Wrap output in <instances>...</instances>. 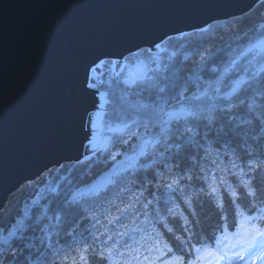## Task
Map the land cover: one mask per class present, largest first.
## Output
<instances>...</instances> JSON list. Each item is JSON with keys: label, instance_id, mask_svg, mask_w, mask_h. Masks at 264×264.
Returning a JSON list of instances; mask_svg holds the SVG:
<instances>
[{"label": "trees", "instance_id": "16d2710c", "mask_svg": "<svg viewBox=\"0 0 264 264\" xmlns=\"http://www.w3.org/2000/svg\"><path fill=\"white\" fill-rule=\"evenodd\" d=\"M262 35L264 0L238 17L212 22L205 34L197 29L167 37L162 42L167 46L162 54L170 58L171 51L178 52L179 43L176 45V42L183 38L186 44L180 52L191 50L201 53L200 55L205 53V60L215 53L221 58L220 62L223 64L219 66L224 70L225 65L232 62V59H227L221 53L222 47L235 45L242 50L245 42L248 45ZM254 55L247 58L241 56L240 63L246 60V64L242 65V74L245 68H253L250 67V62L254 60ZM259 55L255 57V64L264 60V55ZM126 58L147 61L153 59V56L152 51L142 48L128 54ZM190 64L191 62L186 66ZM161 81L162 79L152 82L149 90L153 86L152 89L158 92L162 87ZM122 83L115 82L110 88L103 87L107 90L103 115L105 127L130 122L134 125L133 121L143 125L142 118L149 120V127L158 123L152 117L153 108L158 105L156 99L126 96L127 85L123 81ZM261 86L264 87V84L258 85ZM258 87L250 94H247L250 89H244V92L239 90L228 102L219 101L217 104H225L224 109H215L212 103L214 100L216 102L212 95H218L220 99L225 97L223 88L210 91L211 94L207 92L208 98L203 97L197 99L198 101L192 99L194 92L186 91L184 86L182 89H174L168 96L179 99V94L182 93L185 98L182 103L185 106H198L202 109L199 114L201 118L189 125L197 134L186 133L180 137L174 127L168 133L169 136L165 135L158 139L159 142L150 145L149 151L141 155L140 160L112 175L111 181L106 187L100 188L98 195L92 187L79 196H73L72 191L78 186L100 179L105 170L139 144L140 138L125 140L129 129L114 132L104 151L96 150L94 154L92 152L79 161L63 163L35 181L25 184L14 193L0 213V228L5 229L0 233V238L8 234L7 229L10 226L15 233L6 242L0 243V259L4 260V264H72L74 252H67L69 245L74 250L76 241L85 240L99 252L108 236H112L113 240L104 247H111L117 239L123 246L133 236L139 240L142 235L150 234L152 239L139 251V259L141 255L147 256L149 253L155 258L163 255L167 251L163 246L164 242L171 249L181 250V246L189 244L191 240L196 244L214 243L215 239L224 240L231 230H236L240 222L244 221L239 214L241 211L253 216L264 210V191L258 192L254 198L249 197L245 189L239 186L238 179L239 168H246L248 159H254L257 155L264 158V88ZM171 102L174 108L178 107L176 100ZM190 102L191 105L188 104ZM142 104L150 105L149 111L140 108ZM250 105H254L251 111ZM206 106L215 111L210 129L205 127L208 125V112L204 110L207 109ZM144 114L149 116L145 117ZM188 122L193 120L189 119ZM182 127L183 124L181 129ZM156 129L158 126L151 131ZM210 149L217 151V155L211 154ZM249 151L254 153L252 157L247 155ZM113 156L115 159H112ZM177 163L179 168L175 167ZM233 163L237 164V168H232ZM180 175H190L192 179L180 180L178 185H174V191L163 186L170 183L171 178ZM256 175L258 185H264V169ZM221 180L226 183H221ZM213 181L218 191L208 195L206 193ZM228 184L236 188L238 195L235 198L226 190ZM202 188L203 192L200 191ZM188 197H191V203H186ZM120 209L124 211L121 212ZM112 217L119 219L110 224ZM261 224L264 227V223ZM134 229L138 231L133 232ZM117 233L124 235L118 237ZM93 237L99 239L94 240ZM157 240L161 241L158 248L155 247ZM14 248L18 250L15 258L10 252ZM147 248L154 250L149 252ZM187 251H192L189 246ZM66 254L68 260H62ZM88 255L89 264H107L99 256L93 255L91 249ZM128 256L125 253L124 259L127 260ZM139 259H134L132 264H139ZM189 260L191 258H183L182 264Z\"/></svg>", "mask_w": 264, "mask_h": 264}, {"label": "water", "instance_id": "95a60500", "mask_svg": "<svg viewBox=\"0 0 264 264\" xmlns=\"http://www.w3.org/2000/svg\"><path fill=\"white\" fill-rule=\"evenodd\" d=\"M260 1L0 0V213L26 183L87 155L94 90L86 77L94 61L156 51L167 37L238 17ZM136 70L139 77L146 71L142 61L129 70L128 83Z\"/></svg>", "mask_w": 264, "mask_h": 264}, {"label": "snow or ice", "instance_id": "6c2138e0", "mask_svg": "<svg viewBox=\"0 0 264 264\" xmlns=\"http://www.w3.org/2000/svg\"><path fill=\"white\" fill-rule=\"evenodd\" d=\"M156 47H159V45H156ZM254 49L264 50V39H260L256 43L252 44L248 50L252 51ZM103 63L104 62L99 59L97 61H94L93 65L90 66L87 70L88 74L90 75L93 71H98L99 67ZM144 79H148L147 72L144 73ZM133 83H136V81H133ZM86 85L89 88L93 87L92 83L88 82L87 77H86ZM158 91L163 93L165 90L163 88H159ZM236 91H239V88H235L233 94H235ZM202 95L207 96V92H204ZM199 98H200L199 96L192 97V99H199ZM171 99L176 100L178 104H181V107L177 110H166V106L168 108H171L170 102L168 99H162L160 103L155 108H153L152 117L158 121L160 126L159 133H153V136L163 137L164 134L171 127H175L177 129L178 135L180 137H183L186 133L193 135L197 134L194 128L187 124H185L181 129L180 121H188L189 119L192 120L200 119L199 114L202 111V109H200L198 106L192 107V106L183 105L182 101L185 98L182 93L179 94V99L176 96H172ZM139 107L148 108L150 107V105L142 104ZM252 107H254V105L249 106L250 111ZM206 119L208 120V125H205V127H208L210 129L211 117H207ZM133 123H135V121H133ZM92 124H93V117L89 115L88 125L91 127ZM125 127H127V125H125ZM145 129L150 130L148 123L145 124ZM262 130H264V128H262ZM156 142H159V140L157 139ZM86 146L88 147L89 151H93L91 136H89ZM177 147H179V145H177ZM143 154L144 152L143 150H141L140 155ZM247 155L249 157H252L254 153L249 151L247 152ZM112 159H115V156H113ZM246 165H247L246 168L245 167L239 168V177H238L239 186L245 189L249 197L254 198L257 196L258 192L264 191V185H258V177L256 175L258 171L264 169V158L257 155L254 159H248ZM175 167L179 168L180 165L177 163ZM232 168L234 169L237 168V164L233 163ZM233 174L235 175V173ZM182 179L191 180L192 176L180 175L178 177H173L171 178L170 183H166L163 186L167 189L174 191L175 190L174 185H178L179 181ZM221 183H226V181L221 180ZM226 190L230 191L233 198H235L238 195L236 188H234L231 184L227 185ZM99 191L100 189L98 188L95 194L98 195ZM200 191L203 192L204 189L202 188L200 189ZM217 191L218 190L215 187V181H213V183L209 185L208 192L206 194L212 195L217 193ZM193 195H198V193H193ZM233 202H235V199ZM149 203H151V201H149ZM186 203H191V197H188ZM120 211L123 212L124 209H120ZM239 214L244 218V222L241 226V230L233 234L232 236H225L224 240L228 242L223 246H221V241L217 240V247L215 251H210L207 248L201 249L200 247H196V252L198 256L201 253V251H203L204 256L214 257V264H220V261H225L226 264H235V261L232 259V257H236L237 260H244L245 256L251 257L253 255H256L257 257L264 259V227H261L259 224L254 222L257 219L256 216L249 217L242 211ZM259 216L261 219H264V210H262L259 213ZM118 219H119L118 217H112V219L109 220V223L111 224L113 220H118ZM4 231L5 229L0 228V233H3ZM136 231H138V229L133 230V232ZM169 231H172V229L169 228ZM7 232L9 236L15 235V233L12 231L11 226L7 229ZM69 235H71V233H69ZM121 235L124 234L117 233L118 237ZM93 239L94 240L99 239V237H93ZM150 239H152L150 234L142 235L141 239L139 240H137L135 236H133L131 237L130 242H124L123 246H121V241L117 239L111 247H104V245H107L109 241L113 240L112 236H108L107 239L103 241V244L101 246L102 250L99 252H96L95 248L92 247V245H90L87 241L81 240L75 242L76 247L74 250H73V246L69 245L67 248V252H74L72 256V264H89L88 254L90 249L93 255L99 256V258L105 260L107 264H120L121 261L122 264H132V261L134 259L137 260L139 259V251L145 248V245ZM177 239H179V237H177ZM160 243L161 241L157 240L155 242V247L158 248ZM80 245H82V247ZM163 246L167 248L168 252L172 251L171 247H169L166 242H164ZM146 250L151 252L154 249L147 248ZM17 251L18 250H16L15 248L10 250L11 255L14 258L17 256ZM125 253L129 254L127 260L124 259ZM68 258L69 257L66 254L62 257V260L66 261L68 260ZM200 258L202 259V257ZM182 260H183L182 257H175L173 260V264H182ZM0 264H4L3 259H0ZM190 264H196V262L191 261ZM209 264H213V261L210 260Z\"/></svg>", "mask_w": 264, "mask_h": 264}, {"label": "flooded vegetation", "instance_id": "af4514ba", "mask_svg": "<svg viewBox=\"0 0 264 264\" xmlns=\"http://www.w3.org/2000/svg\"><path fill=\"white\" fill-rule=\"evenodd\" d=\"M162 42L159 44L161 47H158V50H152L149 49V51H152V56L153 59H148L147 61L140 59H135V58H130V59H105L102 60L103 62H109V67L101 65V68L99 71H95V76L93 78H90V83L92 85H95L96 88L92 89L95 91V89H98L100 91H105V95L107 96V90L103 89V87L110 86L115 83V82H121L122 81L127 85L126 86V96H130L131 98H146L149 99V97H153L160 101L161 99H168L169 101H173L171 99V95L169 93L173 92L174 89L178 90L180 89L178 85H174L175 83L180 82L181 86H184V89L186 91H201V92H206L208 89L212 90V85L211 82H217V84H222V88H224L227 84H229L232 81H235L237 78L241 79L243 77L242 74V65L246 64V60H244L242 63H234V65H231L232 69L229 68V66L224 67V70H222V65L221 63V58H218L216 54H212L207 60H205V53L204 55H200L201 53L199 52H191L188 51L189 53L187 54L186 52L182 53V49L184 46H181L178 48L177 54H179L177 57L174 56L175 52L171 51L170 55L172 60V63L174 64V70L176 71V74L173 73L174 70H171L164 67V65H167L164 61V59H167L165 55L162 53H165V50L162 48ZM139 61H142L144 65L146 66V71L147 75L150 76L153 73L152 71H155L158 68H162V82L167 79V83L165 86H162L165 91L163 93L155 91L153 86L149 90V86L147 85V80L149 79H144V73L143 72L141 77L138 76L139 72L138 70L135 71L136 77L133 78L131 83L127 82V78L130 76L129 70L135 67V64ZM153 62V63H152ZM179 62H182L179 64ZM191 64L189 66H186L188 63ZM207 62V64H205ZM169 64V65H173ZM213 65V66H212ZM203 66L205 68H203ZM207 66V67H206ZM210 66V67H208ZM212 66V67H211ZM196 68H199L198 70ZM168 70H171L172 73ZM199 71L198 77L193 78L194 72ZM193 72V73H191ZM174 76V78L172 77ZM91 77V75H90ZM217 77V79H216ZM169 79V81H168ZM171 79H174V82L171 81ZM248 78H246L247 80ZM133 81H136V83H133ZM123 84V83H122ZM209 84V85H207ZM207 85V86H205ZM219 86V88H221ZM243 86H240V89ZM107 88V87H106ZM228 88V87H227ZM226 88V89H227ZM215 89V88H214ZM239 89V90H240ZM245 89V88H243ZM226 91V90H225ZM241 91V90H240ZM153 96H150V95ZM201 94V93H200ZM119 95V94H118ZM208 98V97H206ZM172 105V104H170ZM106 109V105L104 106V111ZM139 127V125H138ZM137 128V127H136ZM136 131L135 129H133ZM141 129H138L137 132H141Z\"/></svg>", "mask_w": 264, "mask_h": 264}, {"label": "rangeland", "instance_id": "374dc122", "mask_svg": "<svg viewBox=\"0 0 264 264\" xmlns=\"http://www.w3.org/2000/svg\"><path fill=\"white\" fill-rule=\"evenodd\" d=\"M199 30H201V32H204V34H205V32L207 30H209V25L208 26H205V27H203V28H201ZM196 38H198V37H196ZM185 44L186 43L183 42V38H179L178 39V42H176V45L178 47L184 46ZM161 45H162L163 50H165V48L167 46L164 45V44H161ZM245 46H247L246 42L244 43V45L242 47V50H239V47H237L235 45H225L224 47H222L221 50H223V51H221V53H223V55H225L227 57V59H229L230 57L232 59V62H230L229 64H226L225 66H229V68L232 69L231 65H234V63L240 62L241 61V56H247V55L243 54V52L245 51ZM159 47H161V46L159 45ZM147 49H149V48H147ZM188 51H191V50H188ZM188 51L186 52L187 54L189 53ZM260 53L262 55H264V51H259V54ZM254 54H258V52H255ZM259 54H258V56H260ZM178 55L179 54H177V52H175V55L174 56L177 57ZM126 56L124 57L125 59H127ZM171 58H173V57L170 56V58H167V59L162 60V61H164L167 64V65H164V67H166L168 69L175 67L174 64L172 63V60L174 58L173 59H171ZM113 59H117V58H111V60H113ZM252 59H254V60L250 62V64H251L250 67L253 66V68H248V67L245 68L244 73H243V77L240 79V82H239L240 83V86L241 85L243 86L241 89H240V86H239V89L240 90H242L243 92L245 90H248V89L251 90L247 94H250V93L253 92V90H256L257 87H258V85H263L264 84V73H263L264 72V61L255 64L256 63L255 56H253ZM117 60H119V59H117ZM107 63L109 64V62H107ZM180 63H182V62H179L178 65H180ZM169 64H173V65H169ZM205 64H207V62ZM208 67H210V66H208ZM203 68H205V67L203 66ZM171 70H174V69H171ZM171 70H168V71H170L172 73ZM151 73H153V74L150 75V76H148V79H149L148 83L145 82V83H147V85L149 87H150V85H152V82H157L158 80L162 79V68L160 67V68L156 69L155 71H152ZM173 73L176 74V71L174 70ZM198 73H199V71L194 72L193 78L198 77ZM93 77H96L95 76V71H93L91 73V77L90 78H93ZM172 77L174 78L173 75H172ZM246 78H248V79L246 80ZM216 79H217V77H216ZM168 81H169V79H168ZM171 81L174 82V79H171ZM160 83L162 84V86H165L166 83H167V79H165L164 82L161 81ZM211 84L212 85L214 84L212 86V89H214V88L216 89L219 86L220 87L223 86V83L222 84H217V82H216V84H215V82H211ZM174 85L175 86L178 85V87L180 89L183 88V86H181V83L180 82L175 83ZM207 85H209V84H207ZM207 85H205V86H207ZM231 85H232V83L229 84V86H231ZM106 87H108V86H106ZM94 88H96L95 85H93V87L90 88V89L92 90ZM243 88H245V90ZM258 88H264V87L261 86V87H258ZM200 93L202 94L203 92H200V91H197L196 90V92H194L192 95L193 96H199L200 97L199 99H201L203 97L205 99L206 97L204 95H202V96L198 95ZM230 97H227V102L230 100ZM212 98L213 99L214 98L216 99L215 104L220 101V97H218V95H212ZM92 100H93L92 107H91V109L89 111L88 117H89V115H91L93 117V124H92L91 127L89 125H87V127H88L87 128V131L88 132H87L86 144H87V140H88L89 136H91L92 137V147H93V151H92L93 153L92 154H94L96 150L102 152V151H104L107 148V146L110 143V140H111L114 132H123L124 130H127V129L131 130L132 127H134V128L137 127L139 125V122L134 123V125H131V122H130V124H117V125H112V126H109V127H105L106 125L103 124L104 123V121H103L104 106H105V103H106V100H107V96L105 95V91L103 92V91H100L98 89H95L94 93H92ZM195 100L198 101L197 99H195ZM160 101H156V104H159ZM189 101H192V100H188V102ZM188 104L191 105L192 102H190ZM180 107H181V104H179L178 107H175V108L172 105H171V108H168L166 106V110H177ZM208 107H210V105ZM208 107H207L208 110L207 109H204V110L208 112L207 117H211L212 118V116H213V114H214L215 111L213 112L212 110H214V109L211 110ZM218 107H219V105H218ZM219 108L224 109L225 106H220ZM144 109L146 111H149L148 108H144ZM133 114H136V113H133ZM143 116L147 117L149 115L148 114H144ZM142 119H143V121L146 120V118H142ZM195 121L196 120H193V122H188V121L182 122V121H180V125L181 124H183V126L185 124L192 125V123H195ZM125 125H127V127H125ZM150 129H152V128L150 127ZM171 130H173V128H170L164 134V136L165 135L169 136V134L171 133ZM159 131H160V126H158V129L153 130V131H143L142 133H140V135H138V136L135 137L137 139L140 138L139 139V144L132 151H130V153H127V155H125L124 158L120 159V160H124L125 163H126L125 167L123 168L124 170L128 166H131L135 162H137V160L141 156L140 155L141 150H143L144 154H146L149 151L150 145H153L156 142L157 139H160L161 138V137H154L153 136V133H159ZM128 137H129V135L126 134L125 135V140ZM86 148H87L86 150L88 151L87 152V154H88L90 151H89V149H88L87 146H86ZM210 152L213 155H217V151H214L213 149H210ZM88 155H90V153ZM115 164H113L112 167ZM123 169H114L113 173L109 177L104 178V179H97L96 182H95V184L92 186V188L94 189L93 191H96L98 188L100 189L101 187L107 186V184L111 181V176L114 175L116 172H118L120 170H123ZM86 191H88V190H86ZM86 191H81L77 196L81 195L83 192H86ZM249 264H253V261L252 262H249Z\"/></svg>", "mask_w": 264, "mask_h": 264}, {"label": "bare ground", "instance_id": "6f19581e", "mask_svg": "<svg viewBox=\"0 0 264 264\" xmlns=\"http://www.w3.org/2000/svg\"><path fill=\"white\" fill-rule=\"evenodd\" d=\"M221 28H223V27H221ZM263 36H264V35H262V36H260V37H263ZM141 49H142V48H141ZM139 50H140V49H138V51H139ZM251 55H253V54H251ZM263 61H264V60H263ZM152 63H153V62H152ZM145 67H146V66H145ZM148 81H149V80H147V82H148ZM169 102H170V104L173 103V102H171V101H169ZM218 105H219V107H220V106H225V104H224V105H223V104H218ZM218 105H217V107H218ZM219 107H218V108H219ZM148 113H149V112H148ZM182 122H184V121H182ZM143 123H144V124H146V123L149 124L150 122H149V120H147V121L144 120ZM139 126H140V127H143L142 123H139ZM171 128H174V127H171ZM46 172H47V171H46ZM46 172H45V173H46ZM26 184H27V183H26ZM22 187H23V186H22ZM22 187H21V188H22ZM21 188H20V189H21ZM20 189H19V190H20ZM78 189H79V188H76V191H77ZM19 190H18V191H19ZM18 191H17V192H18ZM7 203H8V202H7ZM1 213H2V212H1ZM5 236H8V238L11 237V236H9L8 234L4 235V237H5Z\"/></svg>", "mask_w": 264, "mask_h": 264}]
</instances>
